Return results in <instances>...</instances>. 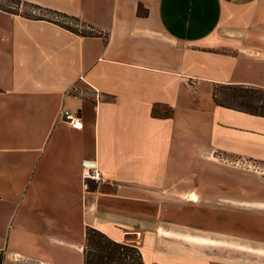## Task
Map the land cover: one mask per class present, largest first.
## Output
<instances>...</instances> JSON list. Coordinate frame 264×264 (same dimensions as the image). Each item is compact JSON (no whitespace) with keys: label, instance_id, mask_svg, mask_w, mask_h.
Returning a JSON list of instances; mask_svg holds the SVG:
<instances>
[{"label":"crops","instance_id":"obj_1","mask_svg":"<svg viewBox=\"0 0 264 264\" xmlns=\"http://www.w3.org/2000/svg\"><path fill=\"white\" fill-rule=\"evenodd\" d=\"M20 1L99 34L0 8V264H83L86 227L136 244L143 264H245L161 212L196 196L181 180L199 158L264 162V117L211 97L264 87V0ZM84 160L102 183L83 180Z\"/></svg>","mask_w":264,"mask_h":264},{"label":"rangeland","instance_id":"obj_2","mask_svg":"<svg viewBox=\"0 0 264 264\" xmlns=\"http://www.w3.org/2000/svg\"><path fill=\"white\" fill-rule=\"evenodd\" d=\"M0 4L22 13L33 12L27 5L11 1L0 0ZM33 14L65 21L42 10ZM181 184L184 192L191 188L196 196L184 195L181 210L166 209L162 214L174 218L176 213L184 227L224 239L218 244L211 241L213 245L206 244V249L239 254L240 259L232 258L230 262L264 264V205L256 202L264 201V162L235 156L199 158L194 172L184 174ZM188 197L195 200L194 207H190Z\"/></svg>","mask_w":264,"mask_h":264},{"label":"trees","instance_id":"obj_3","mask_svg":"<svg viewBox=\"0 0 264 264\" xmlns=\"http://www.w3.org/2000/svg\"><path fill=\"white\" fill-rule=\"evenodd\" d=\"M4 1L27 5L33 12L42 10L61 17L65 21L44 14L21 12V15L27 18L48 20L81 36H96L99 34L95 28L77 17L42 8L33 3L21 2L20 0ZM0 8L11 13L19 12L18 10H10L2 4H0ZM138 12H140V9H138ZM68 20L72 23H66ZM211 97L218 106L264 117V87L217 83L213 86ZM171 114L172 111L169 108L163 113L159 112L157 105L152 108V115L154 116L169 117ZM89 188L93 189L94 186L89 184ZM82 256L83 264H143L142 253L136 244L117 241L93 227H86L85 229Z\"/></svg>","mask_w":264,"mask_h":264},{"label":"built area","instance_id":"obj_4","mask_svg":"<svg viewBox=\"0 0 264 264\" xmlns=\"http://www.w3.org/2000/svg\"><path fill=\"white\" fill-rule=\"evenodd\" d=\"M101 98V94L93 90V99L99 100ZM58 118L67 123L69 126L75 129H82L83 122L77 112H72L66 108H60L58 111ZM83 169H82V178L83 180H93L97 183H102L104 178L100 170L98 169L97 165L92 160H84L82 162Z\"/></svg>","mask_w":264,"mask_h":264}]
</instances>
